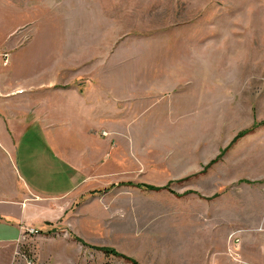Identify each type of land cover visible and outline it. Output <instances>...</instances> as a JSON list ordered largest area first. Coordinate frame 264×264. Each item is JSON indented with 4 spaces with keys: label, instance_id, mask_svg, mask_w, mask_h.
Listing matches in <instances>:
<instances>
[{
    "label": "rangeland",
    "instance_id": "rangeland-1",
    "mask_svg": "<svg viewBox=\"0 0 264 264\" xmlns=\"http://www.w3.org/2000/svg\"><path fill=\"white\" fill-rule=\"evenodd\" d=\"M7 78L101 87L133 130L116 188L92 185L0 244V264H131L91 246L141 264H187L197 245L236 260L235 237L264 242V124L231 144L264 121V0H0Z\"/></svg>",
    "mask_w": 264,
    "mask_h": 264
},
{
    "label": "crops",
    "instance_id": "crops-1",
    "mask_svg": "<svg viewBox=\"0 0 264 264\" xmlns=\"http://www.w3.org/2000/svg\"><path fill=\"white\" fill-rule=\"evenodd\" d=\"M31 82H0V244L60 220L92 185L116 188L123 143L128 149L133 130L114 125L120 107L107 105L110 93L101 87L81 91ZM32 126L40 134L31 133ZM195 247L205 253L188 257L187 264H264V242L242 244V261L226 246Z\"/></svg>",
    "mask_w": 264,
    "mask_h": 264
},
{
    "label": "trees",
    "instance_id": "trees-1",
    "mask_svg": "<svg viewBox=\"0 0 264 264\" xmlns=\"http://www.w3.org/2000/svg\"><path fill=\"white\" fill-rule=\"evenodd\" d=\"M260 124H264V121L262 122H259L258 124H254L251 128L249 129H245V130H242L240 132H238L237 136L234 138V140H232L231 144L238 140L240 137H242L243 135H245L246 133H248L249 131H252L255 127L259 126ZM219 158V156H218ZM217 157L213 160L210 161V163L208 165H206V167H209L211 166L213 163H215L218 159ZM122 185L123 184H127V185H135V186H138V187H144V188H147V189H154V190H157V189H160L159 187L155 186V185H151V184H146V183H132V182H122L121 183ZM120 184V185H121ZM76 239H78L79 241L83 242L85 245H88L83 239H81L80 237H77L75 236ZM91 247H94L98 250H101L103 252H105L106 254H113L117 257H120V258H124L126 261H128L129 263L131 264H141L137 259L131 257V256H128L124 253H121L119 252L116 248L114 247H110V246H91Z\"/></svg>",
    "mask_w": 264,
    "mask_h": 264
},
{
    "label": "built area",
    "instance_id": "built-area-1",
    "mask_svg": "<svg viewBox=\"0 0 264 264\" xmlns=\"http://www.w3.org/2000/svg\"><path fill=\"white\" fill-rule=\"evenodd\" d=\"M30 233V234H34V233H37L38 230L35 229V228H32V227H29L27 228V230L24 232L25 233ZM241 245V238H239V236L235 237V247H236V260H239L238 258H240V254L238 253V250L240 249V246ZM26 264H36L34 262V260L32 258H28L27 261H26Z\"/></svg>",
    "mask_w": 264,
    "mask_h": 264
},
{
    "label": "bare ground",
    "instance_id": "bare-ground-1",
    "mask_svg": "<svg viewBox=\"0 0 264 264\" xmlns=\"http://www.w3.org/2000/svg\"><path fill=\"white\" fill-rule=\"evenodd\" d=\"M234 241H235V239H234Z\"/></svg>",
    "mask_w": 264,
    "mask_h": 264
}]
</instances>
